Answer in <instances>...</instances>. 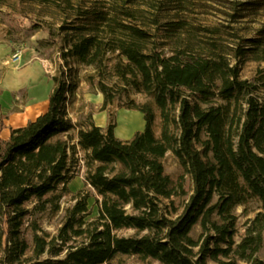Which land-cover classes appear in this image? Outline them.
Here are the masks:
<instances>
[{
    "label": "trees",
    "instance_id": "16d2710c",
    "mask_svg": "<svg viewBox=\"0 0 264 264\" xmlns=\"http://www.w3.org/2000/svg\"><path fill=\"white\" fill-rule=\"evenodd\" d=\"M204 1L0 0L20 26L46 30L62 58L43 113L7 137L0 113V264H264V67L241 75L244 61L264 62V23L253 35L233 25L264 17V0H228L232 23L202 25L191 14ZM110 53L116 76L153 99L122 106L146 121L129 139L116 136L115 121L101 127L89 114L81 127L69 115L79 65L107 67ZM99 84L105 109L115 93ZM75 128L98 213L88 218L89 195L79 196L51 235L40 220L60 208L72 178L76 147L63 134ZM252 199L262 211L237 243L236 209Z\"/></svg>",
    "mask_w": 264,
    "mask_h": 264
},
{
    "label": "rangeland",
    "instance_id": "374dc122",
    "mask_svg": "<svg viewBox=\"0 0 264 264\" xmlns=\"http://www.w3.org/2000/svg\"><path fill=\"white\" fill-rule=\"evenodd\" d=\"M228 0H220V3L212 0H207L204 2H195L196 6L193 7V13L191 17L198 24H228L232 23L229 16L224 15V11H228ZM17 23V24H16ZM264 23V17L256 16L254 18H244L233 25L240 27H249V30H242V33L254 34V29L259 27ZM0 25L4 30L8 29L7 36H0L3 38H10L13 42V50L9 55V60L6 63L0 62V82L8 76V67L12 64H20V59L16 60L13 55L14 53L22 48L23 51L32 50L38 56V59L43 63L44 68V82L43 85L38 89L39 98L45 97V94L50 90L52 85L51 75L55 74L57 71V66L62 62L61 51L58 46L50 45L46 42L49 35L46 30L40 29L37 31H30L24 26L28 25L29 22L26 19H22V25L20 26V18L13 19L9 14L6 7H0ZM23 52V53H24ZM109 60H107V67H102L96 69L92 65H79V75H80V96L74 101L69 107V112L76 116V121L73 123L79 124L81 127H86L87 116L93 114V112H98L107 109L108 114V124L110 121H115L116 123V113L119 109L123 108L124 104H127L130 99L136 102H144L152 99L143 92H139L136 89L128 86L116 76L113 66L118 61L117 54L110 53L108 55ZM260 67H264V62L259 63L256 60H246L241 66V75L244 78H252ZM99 81H103L110 87V91L115 93V98L112 103L108 104L105 109L102 108L104 102V94L100 89ZM1 84V83H0ZM79 89V88H78ZM2 88L0 87V96H2ZM78 93V91H77ZM100 95L103 96V102H100ZM0 100V113L6 119L13 121L15 123L18 118L17 114L20 112V106L24 105L27 98L26 89H18L15 91L6 92V96L1 97ZM0 98V99H1ZM126 109V107H125ZM126 114H119V128H125L128 126L126 131L128 133L132 132V136L137 132L141 131V127L145 128V117L144 114L135 110L132 112H124ZM12 118V119H11ZM17 118V119H16ZM20 118V117H19ZM71 118V117H70ZM7 120V121H8ZM144 121V123H143ZM18 122V121H17ZM16 122V123H17ZM107 124V125H108ZM125 126V127H124ZM162 126V116L160 110L156 108V119H155V132L156 135H160ZM116 128V127H115ZM171 128L177 132V128L172 124ZM77 128L72 129L69 132L63 134V137L71 136L70 143L75 145L76 153L72 161V178L68 182L67 190L63 192L60 198V208L56 211L48 210L41 217L42 228L54 235L58 232L61 227L63 220L67 214L69 208H71L76 202L77 198L82 195H89L88 206L90 213L88 218L94 217L98 213V205L96 199H101V196L86 180L88 172L87 155L80 146H76L78 142ZM142 129V130H143ZM131 130V131H129ZM125 134H128V133ZM131 136V137H132ZM164 165L166 171L171 174H175L179 170V161L172 151H168L164 157ZM188 181L190 177H187ZM61 190V189H60ZM33 204L31 203L30 206ZM262 211L260 207V202L257 199L250 200L245 205H239L236 209L238 214V231L235 236L237 243L241 242L243 237L246 235L247 227L251 224V220L255 218L258 212ZM133 233L132 229L122 230L120 234L130 235ZM264 235V231H263ZM259 255L264 258V244ZM126 264H160L158 261L152 260H141L131 257L126 260ZM239 264H249L246 260H239Z\"/></svg>",
    "mask_w": 264,
    "mask_h": 264
},
{
    "label": "crops",
    "instance_id": "0c3cea01",
    "mask_svg": "<svg viewBox=\"0 0 264 264\" xmlns=\"http://www.w3.org/2000/svg\"><path fill=\"white\" fill-rule=\"evenodd\" d=\"M4 25V24H0ZM8 29L4 30L0 26V36H7ZM13 50V42L10 38L0 37V62H4L7 64L9 60V55ZM8 76L4 78L0 83V87L2 88V96H6V92L15 91L18 89H26L27 90V98L24 105L20 106V112L16 115L18 118V122L13 123L5 118L6 127L2 130L1 135L7 137L10 135L11 130L13 128H17L19 126H23L27 124L30 120L35 119L38 115L43 113L48 106V97L51 91H47L45 97L39 98L38 89L43 85L44 82V68L43 63L38 59V56L32 50H27L22 54L20 59V64H11L8 67ZM51 77V76H50ZM52 82V81H51ZM80 87L78 89V97L80 96ZM0 96V98L2 97ZM2 102V98L0 99ZM100 102H103V96L100 95V101H98V105ZM136 109L123 107L119 109L116 113V128L115 134L121 139H129L132 136V132L128 133L125 128L128 126H124L125 128H119V114H126L124 112H132ZM69 115L73 121H76V116H73L70 112ZM95 123L101 127H106L108 124V114L107 109L93 112L92 114ZM20 117V118H19ZM16 118V119H17ZM12 119V118H11ZM8 120V121H7ZM145 121V120H144ZM143 121V123H144ZM146 125V121H145ZM144 126L141 127L140 130L143 129ZM131 131V130H129ZM128 134H125V133Z\"/></svg>",
    "mask_w": 264,
    "mask_h": 264
},
{
    "label": "built area",
    "instance_id": "2783aa9c",
    "mask_svg": "<svg viewBox=\"0 0 264 264\" xmlns=\"http://www.w3.org/2000/svg\"><path fill=\"white\" fill-rule=\"evenodd\" d=\"M23 52H24L23 49L20 48V49H18V50L14 53L13 57H14L16 60L21 59Z\"/></svg>",
    "mask_w": 264,
    "mask_h": 264
}]
</instances>
